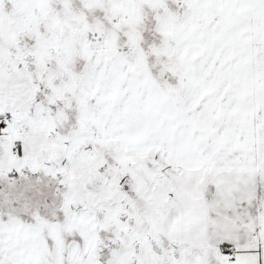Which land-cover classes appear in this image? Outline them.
I'll return each instance as SVG.
<instances>
[{
    "label": "snow or ice",
    "instance_id": "obj_1",
    "mask_svg": "<svg viewBox=\"0 0 264 264\" xmlns=\"http://www.w3.org/2000/svg\"><path fill=\"white\" fill-rule=\"evenodd\" d=\"M0 264H264V0H0Z\"/></svg>",
    "mask_w": 264,
    "mask_h": 264
}]
</instances>
